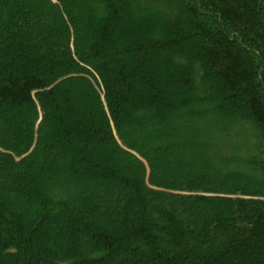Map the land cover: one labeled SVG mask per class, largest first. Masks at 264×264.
Instances as JSON below:
<instances>
[{"label":"trees","instance_id":"1","mask_svg":"<svg viewBox=\"0 0 264 264\" xmlns=\"http://www.w3.org/2000/svg\"><path fill=\"white\" fill-rule=\"evenodd\" d=\"M127 1L0 0V264H264V0Z\"/></svg>","mask_w":264,"mask_h":264},{"label":"rangeland","instance_id":"2","mask_svg":"<svg viewBox=\"0 0 264 264\" xmlns=\"http://www.w3.org/2000/svg\"><path fill=\"white\" fill-rule=\"evenodd\" d=\"M32 2H34L35 0H31ZM70 0H65V2L67 3ZM120 0H112L113 4L118 5ZM54 3H59V0H54ZM81 5H85L84 0H81L80 2ZM126 5H127V10L129 12V15L132 19L134 20H138V19H146V15L145 13H143V11L139 10L138 8H136V6L132 5L131 2L126 0ZM60 6H62L60 4ZM86 7H88V5H86ZM92 9L95 10H99V5H91L90 6ZM47 8L51 9L52 6L50 5H46V7H42L41 6V11H43L44 13L47 12ZM73 13V11H71ZM83 12V10H82ZM78 18V17H77ZM158 21L160 23L163 24L164 19L163 17H157ZM97 63V62H96ZM99 63V61H98ZM97 63V64H98ZM145 119V118H144ZM209 123H212L211 121H209ZM146 130L149 131V135L152 137L153 141H152V145L153 144H162L163 142L169 145L166 147V149L168 148L167 151H169L168 153H165L163 147L161 146V148H159V154L161 155V160L165 163V170L164 173H171V174H177L175 171L178 170V172L181 174L183 173H190L192 172L193 174L197 173L196 170H198V165L200 163H203V159L202 158H196V156L198 155V151L193 149V148H187V147H177L176 149L171 147L172 143H177L178 141H180V139H182V135L180 133L176 132L175 126L172 123H166L163 127H161V129H155L154 125H147L146 126ZM172 150V151H171ZM176 150V151H175ZM164 152V153H163ZM162 153V154H161ZM182 162V163H180ZM178 162V163H177ZM137 169H133L132 173H136ZM5 178V177H4ZM171 178H167V180H169ZM262 183H257V185L261 186Z\"/></svg>","mask_w":264,"mask_h":264}]
</instances>
